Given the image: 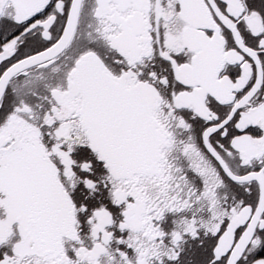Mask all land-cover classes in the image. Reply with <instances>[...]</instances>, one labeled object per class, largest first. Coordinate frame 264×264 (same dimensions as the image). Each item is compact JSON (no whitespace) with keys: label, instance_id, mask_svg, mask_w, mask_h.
Returning <instances> with one entry per match:
<instances>
[{"label":"snow or ice","instance_id":"snow-or-ice-1","mask_svg":"<svg viewBox=\"0 0 264 264\" xmlns=\"http://www.w3.org/2000/svg\"><path fill=\"white\" fill-rule=\"evenodd\" d=\"M0 264H264V0H0Z\"/></svg>","mask_w":264,"mask_h":264}]
</instances>
